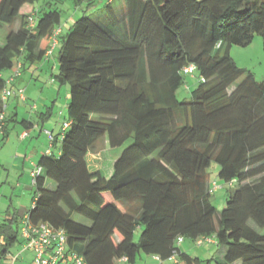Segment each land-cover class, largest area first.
I'll use <instances>...</instances> for the list:
<instances>
[{
  "label": "trees",
  "instance_id": "trees-1",
  "mask_svg": "<svg viewBox=\"0 0 264 264\" xmlns=\"http://www.w3.org/2000/svg\"><path fill=\"white\" fill-rule=\"evenodd\" d=\"M38 1L0 0V32L9 28L0 42V113L15 83L4 73L19 63L22 73L57 51L53 81L70 87L69 127L60 151L37 164L29 221L64 230L65 258L86 264H139L142 256L212 264L180 249V240L204 237L226 249L216 264H264V81L249 73L232 90L245 73L230 54L256 35L264 41V0H73L82 15L66 34L60 10ZM57 31L49 56L45 41ZM192 65L198 85L180 101ZM106 139L121 149L109 176L89 160ZM213 163L218 180L235 187L221 213ZM6 221L0 264H10L20 238L19 215Z\"/></svg>",
  "mask_w": 264,
  "mask_h": 264
},
{
  "label": "rangeland",
  "instance_id": "rangeland-1",
  "mask_svg": "<svg viewBox=\"0 0 264 264\" xmlns=\"http://www.w3.org/2000/svg\"><path fill=\"white\" fill-rule=\"evenodd\" d=\"M52 7L60 10L62 16V28L64 34H66L75 20L81 17V10L75 7L73 0H39L37 3L38 7ZM101 4L100 6H102ZM18 28V24L15 26ZM8 27H4L0 32V42L6 37ZM263 38L260 35H256L253 42L247 47L233 46L230 50L231 57L233 58L236 65L244 71L245 75L231 88L232 90L236 88L240 83H242L249 73L253 74L258 82L264 81V48H263ZM224 52V50H223ZM57 51L55 52L54 61L56 68L54 71L49 69V75L47 80L51 79V73L57 74ZM54 63V62H53ZM14 74L13 70L4 73V77L7 78L8 75ZM25 73V74H23ZM23 76L21 81L23 82V87L25 89V96L29 99L32 98L36 100L41 93L42 84H37L36 82H31L29 73L22 72ZM19 79V78H18ZM48 80V81H49ZM46 80H41L44 83ZM198 85L197 76H186V84L178 91V99L180 101L187 100L191 98V92ZM46 89L43 92L42 101L39 102L40 109L38 113H44L47 111L46 108H53L50 118L45 122L46 130L54 131V136L57 138V143L52 146L54 152L60 150L61 148V134L63 130L64 123L68 120V104L70 101V87L65 86L60 89V95L57 93L52 94L50 86L45 85ZM27 89V90H26ZM230 89V90H231ZM30 90V91H29ZM37 92V93H36ZM51 92V93H50ZM36 97V98H35ZM32 103V100H30ZM30 103V102H29ZM23 104V103H22ZM20 115L23 117L24 106H20ZM33 111V110H32ZM34 121H38L37 116L33 117ZM20 129L11 130V142L7 144L0 143V226L2 224H7L9 222L6 219L10 216L12 217L16 213L19 215V219L29 213L32 207L33 200L36 197V189L32 183L31 170H34L37 164L38 157L35 160H31L30 152L33 151V145L38 146V149L50 148V144L46 141V138H42L40 144L29 143V141L21 142L19 140ZM57 135V136H56ZM106 143L103 144V140L99 141V146L97 147L99 152L92 154L89 157L91 163V170L101 169L105 176H109L113 170V164L119 154L121 149H112L107 139ZM20 149L19 157H24L25 154L28 157L27 167L23 172L21 170L20 161H16L17 167L12 165L14 163V156L16 155V150ZM26 152V153H25ZM101 159V162H99ZM33 162L32 165H30ZM99 164V167L97 166ZM211 188L213 194V203L215 208L219 213L223 211L226 206L227 199L234 192L235 187L230 186V184H223L218 180L219 167L216 163H213L209 169ZM217 183V185H216ZM55 185L51 183V189ZM10 214V215H9ZM74 221L90 225L91 222L86 218L75 214L73 216ZM264 234V231H262ZM136 241L140 238V232L136 233ZM180 249L190 255L193 258H200L205 261L207 258H214L212 264H216L217 260H220L225 254L226 249L218 247L215 245H203L198 246L195 242L186 239L180 242ZM21 253V259L19 257V263L21 264H34L33 259L35 257L34 253L24 248L23 239L19 238V241L11 249V255H19ZM210 254L206 258V254ZM23 255V256H22ZM67 264V263H61Z\"/></svg>",
  "mask_w": 264,
  "mask_h": 264
},
{
  "label": "crops",
  "instance_id": "crops-1",
  "mask_svg": "<svg viewBox=\"0 0 264 264\" xmlns=\"http://www.w3.org/2000/svg\"><path fill=\"white\" fill-rule=\"evenodd\" d=\"M50 44H51V39H48L45 41V47L46 48H49ZM54 56H55V54H54ZM54 56L51 59H49L48 61H44L40 64H37V65H34L32 67L27 68L25 71H22V72H26L27 74L28 73L30 74L29 77H30L31 82H33V83L36 82V85L39 83L43 85V87H41V93H40L39 97H37V98L35 97L36 100H34L32 98L29 99L27 97L26 103L18 100L17 98H14V97L10 98L8 101V109L6 111V118H7V122L5 125L6 129L3 133H0V143L1 144L10 143L11 142V140H10L11 130L14 131V129L16 130L18 128L20 129L19 140L21 142L29 141V143H32L33 141H35V144H40L41 139L43 137L46 138L47 144H48V142L50 144V148L43 149V146H42L41 147L42 149H38V146L33 145V147H32L33 151L30 152L31 160H35V158H37L40 154V156L38 157V160H37V164H38L39 160L45 154H48L49 152L50 153H58L60 151V150H58V151L54 152V150L52 149V146L55 145L57 142L51 143L49 136H47L45 133V131H46L45 122L48 120V118H46L44 116L45 112L44 113H38V110L40 109L39 102L42 101L43 92L46 89L45 85L50 86L52 94L57 93V95L58 94L60 95V89L57 86V84L53 81V76L55 75V73H51L50 75L52 76V78L50 80L48 79L49 81L47 80L48 75H49L48 74L49 69L54 71L56 68ZM23 74H25V73H23ZM23 74L21 73L20 77H18L19 79L17 78V80L13 84L14 89H24L23 82L21 81ZM12 76H13V74L11 73L10 75L7 76V78L4 77V79L8 80ZM41 80H46V81L44 83H41ZM30 100H32V103ZM20 106H24L23 117H21V115H20V108H19ZM34 116H37V119H38L37 122L34 121V119H33ZM22 121H25L26 123H21ZM50 132L52 133V135L55 139L56 137L54 136V131L52 130ZM24 135H26V136H24ZM33 144H34V142H33ZM19 153H20V149H17L16 150L17 156H14V163L12 165L17 167L16 161H18V162L20 161L21 162L20 163L21 170L24 172L26 167H27L28 157L26 156V154L24 157H19L18 156ZM32 164H33V162L30 164L33 167L34 165H32ZM37 164H36V166H37ZM32 171L33 170H31L30 172L32 173ZM27 216H28V214H26L23 217V219L26 218ZM23 219H21V221ZM209 255H210L209 253L206 254V258ZM11 256H10V259H11ZM20 259H21V257H20ZM207 259H209V258H207ZM63 263L72 264L69 260H66ZM18 264H21V263H19V261H18ZM120 264H127V263L122 261V262H120ZM139 264H184V262L182 260L178 259L177 257H173V258L168 259V260L158 261V258L155 256H142Z\"/></svg>",
  "mask_w": 264,
  "mask_h": 264
},
{
  "label": "built area",
  "instance_id": "built-area-1",
  "mask_svg": "<svg viewBox=\"0 0 264 264\" xmlns=\"http://www.w3.org/2000/svg\"><path fill=\"white\" fill-rule=\"evenodd\" d=\"M31 26L34 25L32 19ZM60 34V31L55 32V34L51 37L52 47L48 51V55H52L54 49L56 48L58 41L57 37ZM21 64H17V67L14 70L13 76L8 80V84H12L15 82V79L20 76L21 74ZM196 71L195 66H189L184 69V73L187 76H191ZM17 98L18 100L26 103L27 99L25 96L24 89H10L6 88L2 93V100L3 102H8L10 98ZM6 111L5 110L0 113V133L4 132V128L6 125ZM69 127V122L66 121L63 125V130H66ZM46 135L49 136L51 143L54 142V137L50 131H45ZM26 136V135H24ZM50 153V152H49ZM42 169L38 166L31 173L32 183L36 185V178L41 173ZM20 236L24 241V248L25 250L31 251L34 253L35 257L33 259L34 264H61L62 262L69 260L72 264H86L85 259L83 257L73 255L69 258H65V250L67 244V237L66 233L62 229H54L50 227L46 223H39V224H32L29 221V217L27 216L22 220L21 227H20ZM180 240L179 242H181ZM215 243V239L211 237H204L199 239L196 244L198 246L203 245H211ZM19 255H12L11 256V263L10 264H18ZM158 258V257H157ZM161 259L158 258V261ZM123 262H126L124 259Z\"/></svg>",
  "mask_w": 264,
  "mask_h": 264
}]
</instances>
